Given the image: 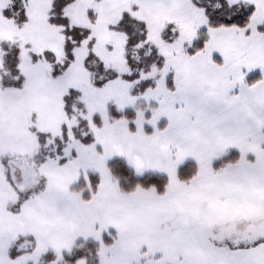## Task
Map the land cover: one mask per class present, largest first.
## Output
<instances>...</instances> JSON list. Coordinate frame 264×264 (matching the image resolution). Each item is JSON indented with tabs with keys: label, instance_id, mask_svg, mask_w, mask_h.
<instances>
[{
	"label": "snow or ice",
	"instance_id": "1",
	"mask_svg": "<svg viewBox=\"0 0 264 264\" xmlns=\"http://www.w3.org/2000/svg\"><path fill=\"white\" fill-rule=\"evenodd\" d=\"M0 264H264V0H0Z\"/></svg>",
	"mask_w": 264,
	"mask_h": 264
}]
</instances>
